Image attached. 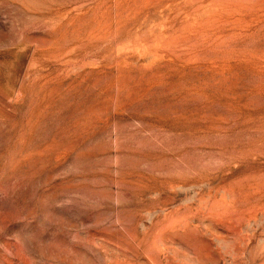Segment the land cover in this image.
I'll list each match as a JSON object with an SVG mask.
<instances>
[{
    "label": "rangeland",
    "instance_id": "rangeland-1",
    "mask_svg": "<svg viewBox=\"0 0 264 264\" xmlns=\"http://www.w3.org/2000/svg\"><path fill=\"white\" fill-rule=\"evenodd\" d=\"M0 264H264V0H0Z\"/></svg>",
    "mask_w": 264,
    "mask_h": 264
}]
</instances>
